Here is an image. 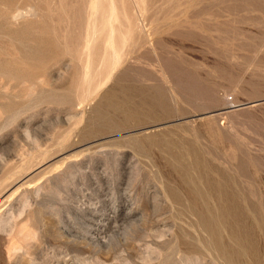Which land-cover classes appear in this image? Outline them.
Listing matches in <instances>:
<instances>
[{"label":"rangeland","instance_id":"obj_1","mask_svg":"<svg viewBox=\"0 0 264 264\" xmlns=\"http://www.w3.org/2000/svg\"><path fill=\"white\" fill-rule=\"evenodd\" d=\"M262 254L264 0H0V264Z\"/></svg>","mask_w":264,"mask_h":264},{"label":"bare ground","instance_id":"obj_2","mask_svg":"<svg viewBox=\"0 0 264 264\" xmlns=\"http://www.w3.org/2000/svg\"><path fill=\"white\" fill-rule=\"evenodd\" d=\"M92 5H93V4H92ZM95 7H96V6H95ZM93 9H94V7H93ZM93 9H92V10H93ZM92 31H93V30H92ZM108 38H109V37H108ZM109 40H111V39H109ZM213 42H214V41H213ZM222 52H223V50H222ZM171 64H172V63H171ZM169 65H170V64H169ZM166 69H167V68H166ZM172 69H173V68H172ZM150 90H151V89H150ZM140 91H141V93H142L143 90H140ZM140 91H139V93H140ZM129 92H130V91H129ZM136 92H137V91H136ZM134 94H135V93H134ZM143 94H144V93H142V95H143ZM162 94H163V93H162ZM142 95H141V96H142ZM145 95H146V94H145ZM163 95H164V94H163ZM137 96H140V94L137 95ZM149 96H150V95H149ZM134 97H135V96H133V95H131V94H130V95H129V94H126V95L124 96V98L127 100V102L131 103L132 101H134V102H132L133 104H134L135 102H137L136 100H134ZM142 97H145V96L143 95ZM150 97L152 98L153 96H150ZM162 97H163V96L160 97L161 99L157 102V104H158V105H161V106H164V105H165V100H164ZM140 98H141V97H140ZM165 98H166V97H165ZM147 99H148V98H147ZM166 99H167V98H166ZM153 100H154V98H153ZM153 100L148 99V100L146 101V97H145V100L142 98V100H140V102H141L142 104L138 101V102H137V103H138L137 105H138V106H139V104H140L141 106L144 105L145 108H143V110L140 109V111L138 110L139 112L136 110V108H134V109H135V112H134V111H133V112H134L135 114H136V112L139 114L141 111H143V113L145 114V117H146V115H147V116L150 117V118L152 117V119L156 117L155 119H156V120H157V119L159 120V118H160L161 115H160L159 117H157V116L159 115V114L157 113L158 111L155 112V113H152V108H150V106H148L150 109H149V108H148V109L146 108L147 105H151V104H153ZM148 101H151L152 103H151V102L149 103ZM154 102H155V101H154ZM173 103H174V102H173ZM135 105H136V104H135ZM168 105H169V104H168ZM144 106H142V107H144ZM151 106H153V105H151ZM154 106H155V105H154ZM170 106L172 107L173 105H170ZM133 107H134V106H133ZM135 107H136V106H135ZM169 108H170V107H169ZM137 109H139V108H137ZM149 110H150L151 112H150ZM183 110H184V109H183ZM124 111H125V110H124ZM153 112H154V111H153ZM171 112H172V111H171ZM173 112H174V110H173ZM129 113L131 114L130 111H129ZM126 114H127V113H126ZM138 114H136V115H138ZM144 114L142 115V112H141L142 117H144ZM156 114H157V115H156ZM133 115H134V114H133ZM171 115H173V114H171ZM154 116H155V117H154ZM112 117H113V116H112ZM140 117H141V116H140ZM168 117L170 118V116H168ZM108 119H109V123H107L106 121H105V122H106L107 124L112 125V124L110 123V120H112V121L115 120L114 117H113V119H112L111 117L108 118ZM137 119H138V117H137ZM137 119H136V120H137ZM155 119H154V120H155ZM160 119L162 120V119H164V118H160ZM166 119H167V118H166ZM104 120H105V119H104ZM139 120H141V118H139ZM139 120L137 121V123L139 122ZM148 120H150V119H147V121H148ZM154 120H152V121H154ZM131 121H132V120H131ZM133 121H134V120H133ZM141 121L145 122L144 120H141ZM147 121H146V122H147ZM150 121H151V120H150ZM113 122H115V121H113ZM100 123H101V122H100ZM115 123H116V122H115ZM140 123H141V122H140ZM116 124H117V123H116ZM129 125H130V124H129ZM208 126H209V125H208ZM108 127H109V126H108ZM112 127H113V126H112ZM114 127H115V126H114ZM171 133L174 134V132H172V131H171ZM171 133H170V134H171ZM165 134H166V133H164L163 135L165 136ZM173 134H172V136L175 135V134H174V135H173ZM176 134H177V133H176ZM167 135H168V132H167ZM167 135L165 136L166 138H165V137L163 138V141H165L164 139H167V137H168ZM162 137H163V136H162ZM162 137H161L160 139H162ZM170 137H171V136H170ZM176 137H178V136L176 135ZM173 138H174V137H173ZM173 138H172V141H173ZM147 139H148V138H147ZM147 139H146V140H147ZM151 139H152V138H151ZM169 139H171V138H169ZM175 139H176V138H175ZM178 139H179V138H178ZM184 139H185V138H184ZM149 140H150V139H149ZM154 140H155V139H153L152 141L154 142ZM157 140L160 142L159 139H157ZM157 140L155 141V144H153L154 147H155V145H157V147H158V144H159V143L157 142ZM167 140H168V139H167ZM181 140L185 142L186 139H185V140L181 139ZM147 141H148V140H147ZM152 141H151V142H152ZM170 141H171V140L168 141V142H169V145L172 143V142H170ZM175 141H176V142L179 141V143H180V139H179L178 141H177V140H175ZM148 142H149V141H148ZM156 142H157V143H156ZM176 142H175V143H176ZM187 142H189V141H187ZM175 143H174V144H175ZM181 143H182V142H181ZM181 143H180V144H181ZM139 144L142 145V142L139 143ZM163 144H164V143H163ZM163 144H162V149H164V148H163ZM172 144H173V143H172ZM187 144H189V143H187ZM187 144H186L185 146L188 147V148H190L189 146H187ZM143 145H144V144H143ZM148 145H150V142H149ZM148 145H147V146H148ZM176 145H177V144H176ZM189 145H190V144H189ZM171 146H172V145H171ZM185 146H184L183 148H185ZM190 146H191L192 148H194L193 144H191ZM143 147H144V146H143ZM145 147H146V146H145ZM150 147H152V146L150 145ZM160 147H161V146H160ZM166 148H167V147H166ZM173 148H175V147H173ZM176 148H177V146H176ZM183 148H182V150H183ZM192 148H190V153H191V150H193ZM195 148H196V146H195ZM159 149H160V148H159ZM185 149H186V148H185ZM146 150H147V149H146ZM164 150H165V149H164ZM180 150H181V148L178 149V150H175V151L178 152L177 154H176V152L174 151L175 154L177 155V157H175V158H178L179 160H181L182 157H183V154H182V155L179 154V153L181 152ZM194 150H195V149H194ZM165 151H166V150H165ZM170 151H171V149H169V152H170ZM184 151H185V150H184ZM184 151H183V153H186V152H184ZM186 151H187V149H186ZM188 151H189V150H188ZM188 151H187V152H188ZM148 152L150 153V151H148ZM163 152H164V151H163ZM174 152H173V151L170 152V156H171L172 153L174 154ZM152 153H153V152H152ZM181 153H182V152H181ZM197 153H198V152H197ZM164 154H166V153L164 152ZM173 154H172V158L174 157ZM178 154H179V155H178ZM186 154H187V153H186ZM186 154H184V156H185ZM192 154H193V152H192ZM195 154H196V151H195ZM198 154H199V153H198ZM168 155H169V154H168ZM188 155H189V153H188ZM188 155H187V156H188ZM196 155H197V154H196ZM155 156H156V155H155ZM180 156H182V157L179 158ZM190 156H191V154H190ZM192 156H193V158H194V154H193ZM200 157H201V156H200ZM200 157H199V158H200ZM195 158H196V157H195ZM195 158H194V159H195ZM199 158H197V159H199ZM184 159H185V158H183L182 161H183ZM191 159H192V158H190V160H189V162H188L189 164H190ZM197 159H196V160H197ZM172 160H174V159H172ZM187 160H188V157H187ZM200 160H202V159H200ZM203 160H204V159H203ZM203 160H202V161H203ZM166 161H167V160H166ZM182 161H181V163H182ZM204 161H206V160H204ZM170 162H171V161H169V163H170ZM174 162L178 163V160H177V161L174 160ZM176 163H174V164H176ZM192 163H193V161H192ZM192 163H191V165L194 167L195 163H194V164H192ZM196 163H198V162H196ZM200 163H201V165H203L202 163H204V166H206L205 162H199V164H200ZM174 164L172 165V163H171L172 166H174ZM183 164H184V166L187 165L186 162H183ZM183 164H180V167H179V168H183V167H184V166H182ZM169 165H170V164H169ZM171 165H170V166H171ZM177 165H179V163H178ZM197 165H198V164H197ZM197 165H196V167H200L199 165H198V166H197ZM187 166H188V165H187ZM187 166L184 167V170H186V169H190L191 172H193V170L191 169V166H190V168L187 167ZM204 166H201V167H204ZM175 167H177V166H175ZM196 167H195V168H196ZM201 167H200V168H201ZM185 168H186V169H185ZM195 168H193V169H195ZM204 168H205V167H204ZM171 169H173V167H172ZM175 169H177V168H175ZM175 169H173V170H175ZM205 169H206V168H205ZM205 169H204V171H205ZM184 170H182V171H184ZM190 170L187 171V172H189V174H190ZM195 170H197V169H195ZM195 170H194V171H195ZM198 170L200 171V169H198ZM201 170H202L201 172H204L203 169H201ZM179 171H180V170H179ZM185 172H186V171H185ZM185 172H184V175H185V174L187 175V173H185ZM201 172H200V175L203 174V176H204V173L201 174ZM182 173H183V172H182ZM195 173H196V172H195ZM197 173H198V172H197ZM197 173H196L195 178L197 177ZM205 173H206V172H205ZM193 174H194V172H193ZM193 174H192V176H193ZM178 176H180V175H178ZM182 176H183V175H182ZM190 176H191V174H190ZM192 176H191V178H192L191 182H192V181H195V180L193 179ZM203 176H201V177L203 178ZM207 176H208V175H206L205 178H206ZM187 177H188V176H187ZM201 177L199 176L198 178H201ZM208 177H209V180H210V179H211L210 176H208ZM208 177H207V178H208ZM217 177H218V176H217ZM225 177H226V176H225ZM191 178H189V179H191ZM205 178H204V181L206 182L207 180H206ZM215 178H216V177H215ZM219 178H221V180L218 179V181H222V177H219ZM227 178H229V177H227ZM234 178H235V177H234ZM179 179H182V180H183V179H186V177H184V178L182 177V178H181V176H180ZM189 179H188V180H189ZM196 179H197V178H196ZM225 179H226V178H225ZM235 179H236V178H235ZM174 180H175V179H174ZM174 180H173V185H174V182L176 181V180H175V181H174ZM188 180L186 179V181L183 182V184H184V183H189V182H187ZM197 180H198V182H199V184H200L199 186H201V185L203 184V187H201V188L204 189V188H205V187H204V183L201 184V181H200L201 179H200V180L197 179ZM209 180H208V181H209ZM214 180H215V179H214ZM226 180H227V179H226ZM226 180H224L222 183L226 182ZM232 180H233V179H232ZM236 180H237V179H236ZM254 180H255V179H254ZM228 181L231 182L230 178L228 179ZM171 182H172V181H171ZM209 182H210V181H209ZM209 182H208V183H209ZM212 182H213V181H212ZM214 182H216V181H214ZM214 182H213V183H214ZM232 182H233V181H232ZM232 182H231V184H232ZM235 182H237V181H234V183H235ZM252 182H253V181H252ZM179 183H182V182H179ZM192 183H193V182H192ZM192 183H191V184H192ZM217 183H218V182H217ZM234 183H233V185H235ZM176 184H177V183H176ZM176 184H175V185H176ZM183 184H182V185H181V184H180V185L178 184V185H176V186H179V187L182 186L181 191H183V186L185 185V184H184V185H183ZM197 184H198V183H197ZM211 184H212V183H211ZM211 184H210V185H211ZM220 184H221V183H220ZM220 184H219V185H220ZM216 185H218V184H216ZM219 185L217 186L218 189H220V188H224V189H221V191H222V190L225 191V188H227V185H225V184H224V186H226V187H224V186L221 187L222 184H221V186H219ZM253 185H254V183H253ZM171 186H172V185H171ZM176 186H174V187H176ZM186 186H187V185H186ZM189 186H190V185H189ZM196 186H198V185H195L194 187H196ZM213 186H214V187H213ZM251 186H252V185H251ZM212 187H213V189H214V188H215V185H212ZM228 187H230V186H228ZM233 187H234V186H233ZM186 188H187V187H186ZM192 188H193V187H192ZM192 188H191V190H192ZM196 188H197V187H196ZM174 189H175V188H174ZM184 189H185V188H184ZM197 189H199V188H197ZM234 189H235V188H234ZM179 190H180V188H179ZM188 190H189V189H188ZM191 190H189V192H192ZM194 190H195V189H194ZM200 190H201V189H200ZM226 190H229V188L226 189ZM230 190H231V188H230ZM230 190H229L228 192H230ZM232 190H233V189H232ZM232 190H231V191H232ZM197 191H198V190H197ZM197 191L195 190V192H197ZM203 191H204V190H203ZM215 191H217L216 188H215ZM184 192H185V191H184ZM186 192H187V191H186ZM195 192H193V194H194ZM210 192L213 193V190L210 191ZM222 192H223V191H222ZM225 192H226V191H225ZM228 192H227V193H228ZM232 192H233V191H232ZM235 192H236V191H235ZM199 193H200V195H202V192H201V191H200ZM207 193H209L207 190H206V193H205V194H204V192H203V197H204V195H206ZM227 193H225V195H226ZM237 193H238V191H237ZM181 194H183V193H181ZM185 194H186V193H185ZM196 194H197V193H196ZM196 194H194V195L196 196ZM233 194H235V193L233 192ZM172 195H173V194H172ZM207 195H208V194H207ZM210 195H211V194H210ZM210 195H208V196H210ZM213 195H214V193H213ZM213 195H212V196H213ZM237 195H238V194H237ZM201 197H202V196H201ZM210 197H211V196H210ZM230 197H231V196H230ZM235 197H236V196L234 195V196H233V199H234L233 202L235 201ZM212 198L216 199L217 197H216V198H215V197H212ZM184 199H185V198H184ZM205 199H206V198H205ZM210 199H211V198H210ZM192 200H193V199H192ZM203 200H204V199H203ZM225 200H226V199H225ZM236 200H237V199H236ZM182 201H183V200H182ZM205 201H206V200H205ZM210 201H211L212 204L214 203V202H212V199H211ZM210 201H209V202H210ZM216 201H217V200H216ZM209 202H208V203H209ZM218 202H220V201H218ZM193 203H194V201H193ZM206 203H207V201H206ZM208 203H207V204H208ZM211 203H209L208 205H210ZM184 204H186V203H184ZM187 204H188V203H187ZM187 204H186V205H187ZM188 205H189V204H188ZM196 205H197V204H196ZM214 205H215V204H214ZM216 205H217V204H216ZM184 206H185V205H184ZM190 206H191V204H190ZM197 206H198V205H197ZM212 206H213V205H212ZM218 206H219V205H218ZM218 206H215V207L218 208ZM185 207H186V206H185ZM191 207H192V206H191ZM213 207H214V206H213ZM232 207H234V206H232ZM189 208H190V207H189ZM189 208H188V210H189ZM200 208H201V207H200ZM217 208H216V209H217ZM220 208H221V207H219V209H220ZM223 208L226 209L225 207H222V209H223ZM234 208H235V207H234ZM201 209H202V208H201ZM216 209H215V210H216ZM219 209H217V211H218ZM193 210H198V209H195V208H194ZM207 210H210V208H209V209L207 208ZM215 210H213V211H215ZM237 210H238V209H237ZM189 211H190V210H189ZM210 211H211V210H210ZM210 211H209V212H210ZM224 211H225V210H224ZM226 211H227V210H226ZM194 212H196V211H194ZM228 212H229V211H228ZM232 212H233V211H232ZM234 212H235L234 214H236V211H235V210H234ZM215 213L217 214V215L215 214L216 216H219V215L221 214V209H220V212L218 211V213H217V212H215ZM222 213H224V212L222 211ZM225 213H226V212H225ZM198 214H199V212H198ZM210 214H211V212H210ZM210 214H209V216H210ZM218 214H219V215H218ZM237 214H238V213H237ZM200 215H201V216H199V217H203L202 215H204V212H201ZM212 215H213V214H211V216H212ZM215 215H214L213 217H215ZM222 215H223V214H222ZM227 215H228V214H227ZM231 215H232V214H231ZM231 215H230V216H231ZM206 216H207V215H206ZM230 216H228V217L230 218ZM199 217H196V218H197V219H196V222H197V220H198ZM213 217H210V219H211V218L214 219ZM220 217H221V216H220ZM223 217H225V215H224ZM203 218H204V217H203ZM217 218H218V219H217V222H219V217H217ZM233 218H235V216H234ZM236 218H237V216H236ZM244 218H245V217H244ZM207 219H208V218H207ZM210 219H209V220H210ZM199 220H200V219H199ZM199 220H198V221H199ZM220 220H221V219H220ZM222 220H223V218H222ZM225 220H226V219H225ZM201 221H202V220H200V222H201ZM211 221H212V220H211ZM211 221H210L209 223H211ZM215 221H216V220H215ZM215 221H214V223H212V224H215ZM229 221H230V220H229ZM217 222H216V223H217ZM202 223H203V222H202ZM204 223H205V222H204ZM204 223H203V224H204ZM196 224H197V223H196ZM217 224H218V226H219V223H217ZM217 224H216V225H217ZM223 224H224V223H223ZM205 225H207V224L205 223ZM237 225H238V224H237ZM192 226H193V224H192ZM213 226H214V225H213ZM213 226H212V227H213ZM195 227H196V226H195ZM197 227H198V226H197ZM212 227H211V228H212ZM216 227H217V226H216ZM192 228H194V226H193ZM209 228H210V227H209ZM194 229H195V228H194ZM196 229H197V228H196ZM198 229H199V230H196V232H197V231H200V228H198ZM201 229H202V228H201ZM224 229H225V227H224ZM205 230H206V229H205ZM213 230H214V229H212V232H214ZM217 230H218V228H217ZM202 231H203V230H202ZM202 231H200V232H201V234L203 235ZM215 231H216V230H215ZM222 231H223V230H222ZM203 232H204V231H203ZM216 232L219 234L218 231H216ZM223 232H224V234H225L226 231H223ZM197 233H198V232H197ZM198 234H199V233H198ZM198 234H197V235H198ZM208 234H209V233H208ZM211 234H212V233H211ZM214 234H215V233H214ZM218 234H217L216 236H219ZM221 234H222V233H221ZM199 235H200V234H199ZM222 235H223V234H222ZM200 236H201V235H200ZM224 236H225V235H224ZM202 237H203V236H202ZM202 237H200V238H202ZM209 237H210V236H208V238H209ZM222 237H223V236H222ZM203 238H205V237H203ZM213 238H214V236H213ZM213 238H212V239H213ZM219 238H220V237H219ZM223 238H224V237H223ZM217 239H218V238H217ZM208 240H209L208 242H210V239H208ZM213 240H214V239H213ZM213 240H212V242H213ZM215 240H216V237H215ZM223 240H225V239H223ZM240 241H241V240H240ZM204 242H205V241H204ZM206 242H207V241H206ZM218 242H219V241H218ZM231 242H232V241H231ZM231 242H230V243H231ZM246 242H247V241H246ZM214 243H216V242L214 241ZM220 243H221V242H220ZM220 243H219V244H220ZM222 243H223V242H222ZM222 243H221L220 245H222ZM226 243H227V240H226ZM228 243H229V242H228ZM233 243H234V242H233ZM236 243H237V242H236ZM205 244L207 245V243H205ZM211 244H212V243H211ZM239 244H240V243H239ZM244 244L246 245V243H244ZM244 244L242 243V245H244ZM247 244H248V243H247ZM197 245H198V244H197ZM202 245H203V244H202ZM212 245H213V244H212ZM216 245L218 246V244H216ZM226 245H227V244H226ZM250 245H251V244H250ZM214 246H215V245H214ZM214 246H213V248H214ZM217 246H216V248H219V247H217ZM222 246H223V245H222ZM232 246H233V245H232ZM236 246H237V245H236ZM201 247H202V246H201ZM203 247H204V246H203ZM205 247H206V246H205ZM208 247H209V246H208ZM225 247H226V246H224V249H227V248H228V247H227V248H225ZM243 247H245V246H243ZM248 247H249V246H248ZM253 247H254V246H251L252 250H253ZM222 248H223V247H222ZM222 248H221V249H222ZM234 248H235V247H234ZM236 248H237V247H236ZM246 248H247V247H246ZM206 249H207V248H206ZM214 249H215V248H214ZM214 249H212V250H214ZM224 249H223V250H224ZM243 249L245 250V248H243ZM227 250H228V249H227ZM229 250H230V249H229ZM229 250H228V253H229ZM239 250H240V253H241L242 250H241L240 248H239ZM244 250H243V251H244ZM208 251H209V250H208ZM216 251L219 252V249L215 250V252H216ZM234 251H235V250H234ZM237 251H238V250H237ZM237 251H235V252H237ZM248 251H249V250H248ZM254 251H255V250H253L252 253H255ZM210 252H211V251H209L208 253H210ZM212 252H213V251H212ZM218 252H217V253H218ZM222 252H223V251H222ZM222 252H220V253H222ZM224 252H225V251H224ZM224 252H223V253H224ZM235 252H234V253H235ZM246 252H247V251H246ZM213 253H214V252H213ZM213 253H211V254H213ZM220 253H219V254H220ZM230 253H231V252H230ZM252 253H249V254H252ZM243 254H244V253H243ZM247 254H248V253H247ZM247 254H246V256H248ZM216 255H217V254H215V257H216ZM220 255H224V254H220ZM232 255H233V254H232ZM241 255H242V254H241ZM241 255H239V256L241 257ZM244 255H245V254H244ZM255 255L257 256V254H255ZM262 255H264V254H262ZM211 256H212V258H213L214 255H211ZM217 256H219V255H217ZM229 256H230V257H234V256H231L230 254H229ZM239 256H238V257H239ZM246 256H245V257H246ZM252 256H253V255H252ZM252 256H251V257H252ZM256 256H255V259H258V256H259V255L257 256V258H256ZM219 257H220V256H219ZM219 257H218V258H219ZM224 257H226V256L224 255ZM227 257H228V256H227ZM235 257H237V253H236V256H235ZM243 257H244V256H242V258H243ZM249 257H250V256H249ZM212 258H211V259H212ZM220 258H221V257H220ZM228 258H229V257H228ZM242 258H241V259H242ZM252 258H253V257H252ZM214 259H215V258H214ZM235 259H236V258H235ZM235 259H234V260H235ZM245 259H248V258L246 257ZM218 260H219V259H218ZM227 260H228V259H227ZM237 260H238V259H237ZM252 260H254V259H251V258H250V260H248V261H252ZM260 260H261V259H260ZM212 261L217 262L216 260H213V259H212ZM219 261H220V260H219ZM232 261H233V260H232ZM242 261H243V259H242ZM254 261H255V260H254ZM258 261H259V260H258ZM258 261H257V263H258ZM246 262H247V261H246ZM252 262H253V261H252ZM252 262H250V263H252ZM255 262H256V261H255ZM255 262H254V263H255ZM260 262H262V261H260ZM218 263L220 264V262H218ZM223 263H224V262H223ZM226 263H227V262H226ZM257 263H255V264H257ZM258 264H259V263H258Z\"/></svg>","mask_w":264,"mask_h":264}]
</instances>
